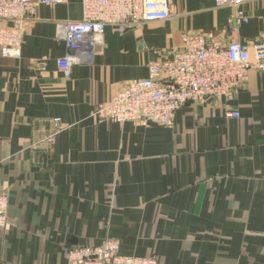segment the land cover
<instances>
[{
  "label": "crops",
  "instance_id": "obj_1",
  "mask_svg": "<svg viewBox=\"0 0 264 264\" xmlns=\"http://www.w3.org/2000/svg\"><path fill=\"white\" fill-rule=\"evenodd\" d=\"M234 11L172 0L167 20L109 26L93 63L74 65L69 77L57 66L66 53L57 24L82 19V1L42 5L26 18L21 55L0 56V186L10 221L0 264H68L70 247L108 235L122 255L158 264H264V72L251 70L231 101L185 105L170 125L92 116L184 34L229 43ZM253 19L240 38L260 33ZM56 118L63 129L50 149Z\"/></svg>",
  "mask_w": 264,
  "mask_h": 264
},
{
  "label": "built area",
  "instance_id": "obj_2",
  "mask_svg": "<svg viewBox=\"0 0 264 264\" xmlns=\"http://www.w3.org/2000/svg\"><path fill=\"white\" fill-rule=\"evenodd\" d=\"M83 17L57 24V36L66 44V53L57 58L58 68L69 77L77 64H92L97 50L105 44L109 26L117 31L172 16V0H81ZM216 7H234L228 20L232 40L224 43L212 32L194 31L183 35L182 45L168 57L151 60L148 76L137 78L118 93L99 103L92 116L101 121L138 125H170L179 109L205 100L231 101L248 80L250 71L264 72V17L260 33L240 38L244 24L254 18L255 4L262 0H214ZM67 0H0V56L19 57L25 21L42 5H57ZM239 118L238 110L227 112ZM55 130L45 139L55 146L63 126L54 120ZM9 196L0 186V231L10 224ZM121 243L107 236L101 244L72 246L66 253L68 264H158L155 257L122 255Z\"/></svg>",
  "mask_w": 264,
  "mask_h": 264
},
{
  "label": "rangeland",
  "instance_id": "obj_3",
  "mask_svg": "<svg viewBox=\"0 0 264 264\" xmlns=\"http://www.w3.org/2000/svg\"><path fill=\"white\" fill-rule=\"evenodd\" d=\"M259 5L256 7V12H255V15H254V25L256 26V29L258 28L259 29V25H260V22H261V18L264 17V0H262L261 2L258 3ZM259 34V31L258 33Z\"/></svg>",
  "mask_w": 264,
  "mask_h": 264
}]
</instances>
